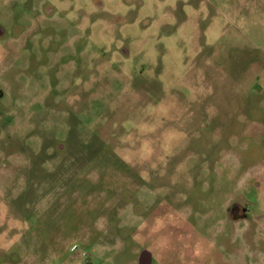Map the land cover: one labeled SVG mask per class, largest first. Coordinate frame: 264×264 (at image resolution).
<instances>
[{"label":"rangeland","instance_id":"rangeland-1","mask_svg":"<svg viewBox=\"0 0 264 264\" xmlns=\"http://www.w3.org/2000/svg\"><path fill=\"white\" fill-rule=\"evenodd\" d=\"M144 250L264 264V0H0V264Z\"/></svg>","mask_w":264,"mask_h":264},{"label":"water","instance_id":"water-1","mask_svg":"<svg viewBox=\"0 0 264 264\" xmlns=\"http://www.w3.org/2000/svg\"><path fill=\"white\" fill-rule=\"evenodd\" d=\"M150 261V253L145 250L142 251L139 255V264H150Z\"/></svg>","mask_w":264,"mask_h":264},{"label":"flooded vegetation","instance_id":"flooded-vegetation-1","mask_svg":"<svg viewBox=\"0 0 264 264\" xmlns=\"http://www.w3.org/2000/svg\"><path fill=\"white\" fill-rule=\"evenodd\" d=\"M245 216V215H244Z\"/></svg>","mask_w":264,"mask_h":264}]
</instances>
